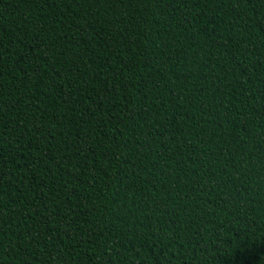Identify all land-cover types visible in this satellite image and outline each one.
Returning a JSON list of instances; mask_svg holds the SVG:
<instances>
[{
	"label": "trees",
	"instance_id": "trees-1",
	"mask_svg": "<svg viewBox=\"0 0 264 264\" xmlns=\"http://www.w3.org/2000/svg\"><path fill=\"white\" fill-rule=\"evenodd\" d=\"M0 264H264V0H0Z\"/></svg>",
	"mask_w": 264,
	"mask_h": 264
}]
</instances>
